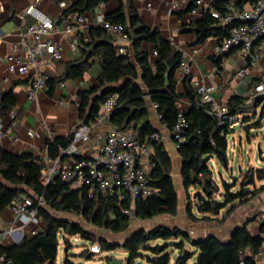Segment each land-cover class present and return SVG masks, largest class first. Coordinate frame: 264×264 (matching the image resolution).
Instances as JSON below:
<instances>
[{
	"label": "trees",
	"instance_id": "trees-1",
	"mask_svg": "<svg viewBox=\"0 0 264 264\" xmlns=\"http://www.w3.org/2000/svg\"><path fill=\"white\" fill-rule=\"evenodd\" d=\"M118 9L105 14L107 21L124 27L134 51L133 65L129 55H118L116 47L107 35L100 29L94 28L89 33L90 41L81 42L83 62L70 64L65 73L57 80H49L53 85L58 81L80 78L88 69V60L99 57L101 74L96 86L89 91L80 93L78 107L79 119L82 124L93 123L98 116L100 106L110 97L116 96L117 104L108 123L114 129L132 131L141 142H150V137L156 133L149 121L146 107V97L152 104L157 105L160 122L171 134L176 124L177 105L181 100L188 102L184 116L187 129L184 130V142L176 145L180 158V178L182 187L187 193L190 188L196 192L195 206L197 212L205 216L201 220L208 221V217L217 216L228 205L237 201L246 203L256 192L249 189L250 171L240 174L231 184L223 183L222 201L216 200L219 192L211 178V172L202 164L206 156L213 155L219 162L221 155L227 154V140L220 136L221 130L215 117L208 114V106L201 103L199 96L191 87L190 79L184 78V92H176V73L182 63L180 53L174 52L158 30L148 29L141 21L133 5V0H115ZM198 0H191L187 13ZM257 0H213L211 9L223 11L230 2L234 8L240 10L246 5H252ZM108 0H77L72 2L67 12L84 13L93 10L100 3ZM186 30L182 29V32ZM195 34V44H202L208 38H215L218 43L228 37V28L217 26L209 12L191 26ZM153 45L156 59L152 63L148 52L142 49L143 44ZM233 51V50H231ZM221 57L213 60L217 65ZM246 98L234 97L228 102V109L234 115L242 111ZM256 105L262 106L264 114V97L253 99ZM15 106L12 91L0 94V116H3ZM243 118L242 123L247 122ZM260 123L251 124L247 130L258 129ZM72 137L46 143L48 156L59 157L60 150L65 149ZM151 162L153 167L149 172L150 186L156 191L147 199H138L134 203L133 218L138 221H148L158 216L174 217L178 212V198L171 177L172 160L164 145L153 144ZM264 162V158H262ZM221 164V162H220ZM42 167L36 158L27 155H16L4 151L0 147V212L10 207L22 194L42 198L43 205L38 208V215L46 223L43 232L23 239L15 244L0 247V254H4L12 264H56L57 250L60 240L67 243L68 238L79 236L90 241V234L76 223L56 218L51 212L80 217L88 225L109 232L114 235L126 233L131 224V218L124 214L130 208L129 199L123 202L106 199L99 195L89 198L85 187L72 188L71 185L55 180L47 187L40 184ZM256 177L264 179V172L258 171ZM238 186V190L232 192ZM264 189L261 187L260 190ZM188 200L191 197L187 194ZM31 198V197H30ZM33 200V199H32ZM35 200V199H34ZM187 217L191 215V202H188ZM230 212V211H229ZM228 212V214H229ZM159 240H175L171 244L179 256L185 246L192 247L197 252L195 264H256L254 255L261 247L262 240L249 234L246 226L236 228L229 239L223 243L214 237L192 239L187 233L178 228L164 226L155 227L149 231L138 230L127 237L121 245L100 241L101 250H113L122 247L129 253V263L139 257L141 250L148 251L156 258L145 259L150 264H169L168 254H163L168 245L150 248L147 245ZM190 252V251H189ZM195 252H190L192 257ZM179 258L174 264H178ZM63 264H72L68 259Z\"/></svg>",
	"mask_w": 264,
	"mask_h": 264
},
{
	"label": "crops",
	"instance_id": "crops-1",
	"mask_svg": "<svg viewBox=\"0 0 264 264\" xmlns=\"http://www.w3.org/2000/svg\"><path fill=\"white\" fill-rule=\"evenodd\" d=\"M76 1L72 0V2ZM212 1L202 0L204 6H208V8H211ZM261 1L264 2V0ZM35 2L36 0H4L0 4V30L4 34L0 41V94L6 91H12L15 98V106L10 110H14L16 116L14 121L9 118L8 112L0 116V147L4 151L12 154L30 155L36 158V162L38 163L46 158H51L47 153L46 143L48 141L67 139L72 136L73 130L82 124L78 113L80 93L89 91L92 87L96 86L101 71L99 57L92 58L88 60L89 67L80 78L58 81L53 85L47 83L49 80H57L62 77L68 65L83 62L80 47L81 42L73 43L74 37L65 33L57 25V29L49 34L48 38L58 42L62 46L61 58L54 60L49 55H43L45 65L42 68V73L46 79V85L34 100L27 99V92L30 87L29 77L22 76L15 70L11 72L9 70V64L12 63L11 61L15 57L24 55L23 51L17 47L19 43L18 31L19 28L24 29L35 21L32 16L24 14L26 7ZM123 2L126 3V0H123ZM174 4V10L168 12L164 0H133V5L140 21L148 29L152 31L158 30L162 37L170 43L172 50L180 53L183 60L189 64L190 75L188 78L190 79L192 89L196 81H203L206 84L212 85L214 87L212 97L223 108H229L228 102L234 97L246 98L239 116L242 120L243 118L249 119H245L248 121L243 123L241 129L231 133L236 132L239 135L240 156L242 154L241 147L243 142H246L249 147L257 149L255 157L250 151L246 152L247 158L239 165L238 175L239 177L240 174L247 171L254 172L255 187L253 188L250 185L249 189L255 191L256 194L246 203L240 204L237 201L228 205L219 215L208 217L210 219L208 221L201 220L205 216L200 215L197 212V208L196 212L192 213V204L195 202L196 192L198 190L192 188L195 191L192 196L189 191L186 193L183 189L180 178L181 161L177 154L176 146L172 141L171 134L160 122L158 114L153 108L154 104L146 97L149 121L153 129L160 136L161 143L164 145L172 160L171 177L176 180L179 191H182V201L179 203L178 193L176 191L178 198V212L176 216H158L148 221H139L145 225V222L152 223L157 219L163 218L167 222L153 223V227L149 229L144 225L138 226L133 232L138 230L147 232L155 227L164 226L178 228L187 233L192 239L214 237L225 243L229 241L232 232L236 228L246 226L251 236L260 238L262 243H264V189L260 190L261 187H264V179L259 180L256 177L258 171L264 172V162L262 161V158H264V145L262 146V143L264 144V114L261 111L262 106L256 105L252 99L254 86L259 82H264V42H258L254 45L251 56L247 60L242 58L238 50L230 51L222 56H216L214 51L218 41L215 38H208L202 44H195V34L191 31L192 24L203 16L202 8L196 9L195 14L191 13L194 7L191 11L183 13L191 4V0H174ZM148 6L150 7L149 10ZM247 6L249 5L245 7ZM117 9L118 5L116 1L108 0L107 3H100L93 10L80 14L93 15L96 13L104 16L105 14L115 12ZM39 10L53 21L59 20L62 14V10L57 5L56 0H41ZM182 29L186 31L182 32ZM109 40L115 47H124L131 63L136 66L134 51L130 41L123 43L114 41L111 38ZM142 49L148 52L150 61L153 63L156 59L153 45L145 43L142 45ZM218 57H221V61L216 65L213 60ZM243 67L248 68V74L244 78L237 79L235 77L236 72ZM183 81L184 78L179 75L178 69L176 73V92L178 94L184 92ZM179 103L182 109L187 110L188 102L186 100H181ZM259 109L261 111V120L258 122L260 123L259 128H261V131H259L260 133L258 132L259 129H250L248 131L247 127L255 124L253 121ZM102 113L101 105L98 116ZM98 116L89 125H95ZM111 128L112 126L108 123V119L95 127L92 130L89 142L80 147V153L84 156L92 155L103 144L106 132ZM14 140L17 141L14 142ZM258 149H260V152H258ZM232 151L227 140L226 156L228 157L229 152ZM62 162L65 167L70 165L68 158H63ZM219 163L216 157L210 161V164L213 166ZM29 194L31 196L22 194L19 199L30 197L33 200L36 199L34 195ZM187 194L191 197L190 200H188ZM189 201L191 202V215L194 220L187 217ZM51 213L56 218L67 220L66 217L57 215L58 213ZM18 220L20 219L17 218L10 207L0 212V233L8 230L12 222L19 225ZM27 227L29 228V236L26 234L25 236L31 238L33 237L32 231L35 230L37 233L43 232L46 228V223L38 215L37 222ZM9 245L0 236V247ZM187 250L197 254L196 250L192 247L188 246ZM66 259L68 257L64 261ZM255 262L256 264H264V254ZM56 264H58L57 259Z\"/></svg>",
	"mask_w": 264,
	"mask_h": 264
},
{
	"label": "built area",
	"instance_id": "built-area-1",
	"mask_svg": "<svg viewBox=\"0 0 264 264\" xmlns=\"http://www.w3.org/2000/svg\"><path fill=\"white\" fill-rule=\"evenodd\" d=\"M3 1L0 0V4ZM40 1L36 0L24 10V14L32 16L35 21L24 29L19 28L17 47L23 51L24 55L11 59L12 63L9 64L11 72L15 70L20 75L29 77L28 100H34L46 85V79L42 73L45 65L43 55H49L54 60L61 58L62 46L48 38V35L57 29V25L65 33L74 37L73 43L79 41L88 43L90 41L88 34L94 28L102 30L114 41L129 42L124 27L107 21L102 14L86 15L67 12L72 0H56L62 10L57 21L51 20L39 10ZM164 4L168 12L175 8L174 0H164ZM198 8H202L203 14L209 12L217 26L228 28V37L215 47L216 56L225 55L231 50H238L242 58L247 60L251 56L254 45L264 42V2L261 0L240 10L234 8L233 3L230 2L222 12L208 8L204 6L202 0H198L191 13L195 14ZM3 36L0 30V41ZM116 53L126 54L125 48L116 47ZM247 74L248 68L243 67L236 72L235 77L241 79ZM179 75L183 78L190 75L189 64L184 60L179 67ZM193 90L199 96L201 103L208 106V114L217 119L221 130L220 136L227 139L231 132L243 127L239 115L232 114L228 108H223L216 103L212 97L214 92L212 85L196 81ZM262 97H264V82H259L253 88L252 99ZM116 104L115 96L107 99L102 104L103 113L98 116L95 125L81 124L73 130L70 144L60 150L59 157L46 158L38 162L42 167L40 184L47 187L55 180H59L71 185L72 188L85 187L89 198L99 195L120 202L129 199L130 208L125 210L124 214L132 219L135 201L147 199L156 193L149 184L148 176L153 167L151 162L153 144L161 142L160 136L155 133L150 137V142H141L132 131L111 128L106 132L103 144L92 155L84 156L80 153V147L89 142L92 130L110 118ZM153 108L157 110V105L154 104ZM8 116L14 121L16 117L14 110H9ZM158 117L160 119V116ZM187 127L184 109L178 103L176 124L171 138L178 143L184 142L183 133ZM63 158L69 159V166H63ZM42 205V198L15 200L10 209L20 219L18 220L19 225L12 222L9 229L0 233V236L10 245L19 243L25 236L24 228L37 222L38 208ZM36 234L35 230L32 231L33 236ZM263 254L264 243L261 244L253 259L257 261ZM0 264H12V262L4 254H0Z\"/></svg>",
	"mask_w": 264,
	"mask_h": 264
},
{
	"label": "rangeland",
	"instance_id": "rangeland-1",
	"mask_svg": "<svg viewBox=\"0 0 264 264\" xmlns=\"http://www.w3.org/2000/svg\"><path fill=\"white\" fill-rule=\"evenodd\" d=\"M261 111L260 109L257 111L256 118L253 121V123H257L260 119ZM264 121V118H263ZM258 132L261 131V128H258ZM260 133V132H259ZM238 136L237 133H231L227 140L230 148L233 150L232 152H229L228 154V169L224 170L222 168V165L217 164L215 166L211 165L210 162H208L207 167L211 172V178L214 182L216 188H218L219 192L216 195L217 201H222V193L223 190V183L231 184L233 179L238 178L239 175V165L247 158L246 152L250 151L253 156L255 157V154L257 153V149L254 147H249L246 142L242 143V150H241V156L239 155L240 146L238 142ZM245 137V135L243 134ZM262 143V142H261ZM264 144L262 143V146ZM264 150V146H263ZM264 167V165H263ZM233 174V175H232ZM175 189L178 193L179 203L182 201L181 193L182 191H179V187L177 185V182L175 179H172ZM238 190V186H236L235 189H232V192H235ZM189 193L193 196L194 190L191 188L188 190ZM193 200V199H192ZM193 211L192 213L196 212V206L195 202L192 204ZM61 217H66L68 221L72 223H76L81 228H83L86 232H88L91 236L90 241H86L81 239L79 236L68 238V242L65 243L62 240L59 242L58 250H57V260L58 264H63L64 259L68 257V259L72 262V264H130L129 263V253L126 252L122 247H115L113 250H101V244L100 241H104L106 243L110 244H118L121 245L127 236L131 235V233L138 227L143 226L144 223H141L134 218L131 219V226L129 230L124 234L114 235L109 232L96 229L87 223H85L80 217L72 216V215H66V214H57ZM166 223L163 218H160L159 220H155L152 223H146L145 225L147 229L153 227V223ZM24 232L26 235L29 236V228L25 227ZM177 243L175 240H168V241H162L159 240L157 242H151L147 246L150 248H154L156 246H164L168 245V248H166L165 252H163V255L168 254L170 258L169 264H174L177 258L179 257V251H177L171 244ZM188 246H185V250H187ZM183 253V252H182ZM140 256L133 258L134 264H150L145 259L146 257L155 259L156 257L152 255L148 251L141 250L139 252ZM197 254L194 253V255L188 260L187 264H194V261H196Z\"/></svg>",
	"mask_w": 264,
	"mask_h": 264
},
{
	"label": "water",
	"instance_id": "water-1",
	"mask_svg": "<svg viewBox=\"0 0 264 264\" xmlns=\"http://www.w3.org/2000/svg\"><path fill=\"white\" fill-rule=\"evenodd\" d=\"M258 152H260V149H258ZM214 157L215 156L213 155L206 156L202 160V164L206 166L208 162H210ZM220 160H221L220 162H221L222 168L224 170H227L228 169V159H227L226 154H222ZM249 178H250V183L252 187L254 188L255 182H254V172L253 171L250 172ZM178 258H179L178 264H187L188 260L191 258L190 252L188 250H185ZM117 264H119V262H117Z\"/></svg>",
	"mask_w": 264,
	"mask_h": 264
}]
</instances>
